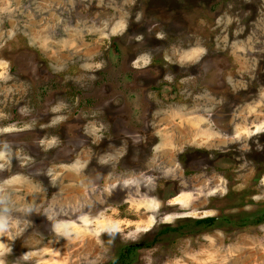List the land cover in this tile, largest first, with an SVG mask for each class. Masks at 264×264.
Segmentation results:
<instances>
[{
  "label": "rangeland",
  "instance_id": "374dc122",
  "mask_svg": "<svg viewBox=\"0 0 264 264\" xmlns=\"http://www.w3.org/2000/svg\"><path fill=\"white\" fill-rule=\"evenodd\" d=\"M130 245L264 264V0H0V264Z\"/></svg>",
  "mask_w": 264,
  "mask_h": 264
},
{
  "label": "trees",
  "instance_id": "16d2710c",
  "mask_svg": "<svg viewBox=\"0 0 264 264\" xmlns=\"http://www.w3.org/2000/svg\"><path fill=\"white\" fill-rule=\"evenodd\" d=\"M198 225H202L204 229H214L218 226L215 218H208L199 220ZM244 223H240L239 228L243 226ZM136 247H127L125 250L119 255L117 260L113 264H132L133 258L131 257L133 253L136 251Z\"/></svg>",
  "mask_w": 264,
  "mask_h": 264
},
{
  "label": "flooded vegetation",
  "instance_id": "af4514ba",
  "mask_svg": "<svg viewBox=\"0 0 264 264\" xmlns=\"http://www.w3.org/2000/svg\"><path fill=\"white\" fill-rule=\"evenodd\" d=\"M122 75H125L124 77H122L121 76V79L122 78H124V80H127L126 81V84L127 85H132L131 83H132V81H133V76L132 75H128V74H125V73H121ZM113 77H114V75H113ZM110 79H112L111 77H110ZM124 80L121 82V83H124ZM115 81V80H114ZM116 82V81H115ZM148 83V82H147ZM146 83V84H147ZM149 84H151V83H149ZM151 111V110H150ZM142 112L141 111H139L138 112V114L136 115V117H140V114H141ZM154 147V146H153ZM152 147V148H153ZM212 218H215L216 219V222L219 224V223H222V222H225V223H227V224H232V220L231 219H229V220H224L223 219V217L221 218V217H212ZM208 219V218H207ZM140 245H130V246H128V247H139ZM134 254V253H133Z\"/></svg>",
  "mask_w": 264,
  "mask_h": 264
}]
</instances>
